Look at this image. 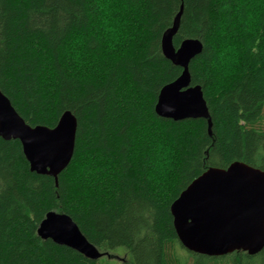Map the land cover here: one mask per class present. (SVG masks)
<instances>
[{
  "label": "trees",
  "instance_id": "1",
  "mask_svg": "<svg viewBox=\"0 0 264 264\" xmlns=\"http://www.w3.org/2000/svg\"><path fill=\"white\" fill-rule=\"evenodd\" d=\"M110 7L125 33L112 49L97 0H0V89L32 126L54 127L65 111L78 123L73 157L57 181L31 170L18 139L0 136V264H199L229 257L231 264H264V249L224 256L187 250L171 212L211 166L241 160L264 170V23L252 30L243 24L257 6L112 0ZM181 10L173 43H203L189 70L191 84L202 87L208 119L173 120L155 109L161 88L182 72L162 51V36ZM259 13L264 20V6ZM73 33L88 38L89 63L79 69L64 54ZM229 58L236 71L225 77L220 68ZM218 77L220 87H209ZM158 147L170 150L162 176L152 169ZM51 210L70 215L107 257L117 248L126 257L92 260L43 240L37 229ZM237 255L245 259L237 262Z\"/></svg>",
  "mask_w": 264,
  "mask_h": 264
},
{
  "label": "water",
  "instance_id": "2",
  "mask_svg": "<svg viewBox=\"0 0 264 264\" xmlns=\"http://www.w3.org/2000/svg\"><path fill=\"white\" fill-rule=\"evenodd\" d=\"M182 10L172 27L162 36L165 57L182 68L181 74L165 84L155 106L159 116L173 120L209 118V109L200 85L191 84L190 62L203 50L198 38H186L179 47L173 43ZM190 94L191 103L177 107L167 100V89ZM162 97H164L162 101ZM0 136L5 140L18 139L31 170L58 180L70 163L76 143L77 118L65 111L54 127L32 126L19 114L9 97L0 89ZM55 131L68 138L64 154H42L35 148V138L24 130ZM174 225L181 244L189 251L207 256H224L235 251L256 255L264 249V170L236 160L228 167L211 166L196 177L171 205ZM43 239L68 246L89 259L97 260L108 252L88 240L73 218L64 212H47L37 229Z\"/></svg>",
  "mask_w": 264,
  "mask_h": 264
},
{
  "label": "clouds",
  "instance_id": "3",
  "mask_svg": "<svg viewBox=\"0 0 264 264\" xmlns=\"http://www.w3.org/2000/svg\"><path fill=\"white\" fill-rule=\"evenodd\" d=\"M253 4L257 7L252 8L247 17L243 20V24L248 27L249 30L255 29L264 20L261 19L259 13V7L264 6V0H252ZM99 8L103 10V26H104V36L106 37L107 45L110 49L117 48L125 39V33L123 31L122 25L119 20H113L111 18V7L112 0H97ZM88 38L82 33L70 34L66 47L64 49V54L69 65H73L76 68L84 67L89 63L88 60V50H87ZM220 71L225 77H232L235 74V60L229 58L223 62V66ZM222 83V78L217 79L216 82L209 85V87L219 88ZM169 151L158 147L155 159L152 161L153 172L162 176L166 170L171 165V159L169 156Z\"/></svg>",
  "mask_w": 264,
  "mask_h": 264
},
{
  "label": "snow or ice",
  "instance_id": "4",
  "mask_svg": "<svg viewBox=\"0 0 264 264\" xmlns=\"http://www.w3.org/2000/svg\"><path fill=\"white\" fill-rule=\"evenodd\" d=\"M165 92L167 94V100L175 104L177 107L192 102L190 94L187 91L181 92L177 88L172 90L167 89ZM163 99L164 97H162V101ZM2 111L3 109L0 108V113H2ZM24 134L35 138V148L42 154H64L67 160L71 155L70 152H65V147L68 145V138H66L64 133L58 129L47 132L44 130L31 131L29 129H25Z\"/></svg>",
  "mask_w": 264,
  "mask_h": 264
},
{
  "label": "rangeland",
  "instance_id": "5",
  "mask_svg": "<svg viewBox=\"0 0 264 264\" xmlns=\"http://www.w3.org/2000/svg\"><path fill=\"white\" fill-rule=\"evenodd\" d=\"M262 124H263V129H264V119H263V121H262ZM183 252L184 253H186L187 254V252L185 251V250H183ZM107 257V256H106ZM126 257V253H125V251L122 249V248H117V249H115V250H112V252L111 253H109V255H108V259L109 260H111V261H114V262H121V260L123 259V258H125ZM245 258L244 257H242V256H236V258H235V260H238L237 262H240V261H242V260H244ZM261 261H262V259H260ZM198 261H200V260H198ZM257 261H259V260H257ZM204 262V263H203ZM231 262H233V259H232V257H229V258H225L224 259V261H213L212 259H210V258H204V259H202L200 262H199V264H231ZM186 264H190V262L189 263H186ZM194 264H196V261H194Z\"/></svg>",
  "mask_w": 264,
  "mask_h": 264
},
{
  "label": "bare ground",
  "instance_id": "6",
  "mask_svg": "<svg viewBox=\"0 0 264 264\" xmlns=\"http://www.w3.org/2000/svg\"><path fill=\"white\" fill-rule=\"evenodd\" d=\"M106 256V255H105ZM204 263V262H203Z\"/></svg>",
  "mask_w": 264,
  "mask_h": 264
}]
</instances>
